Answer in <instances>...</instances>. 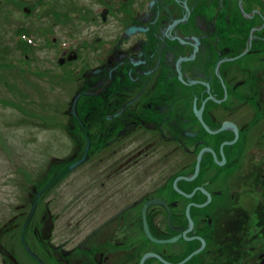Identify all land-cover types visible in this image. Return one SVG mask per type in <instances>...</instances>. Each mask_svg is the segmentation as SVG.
Masks as SVG:
<instances>
[{
    "label": "flooded vegetation",
    "instance_id": "obj_1",
    "mask_svg": "<svg viewBox=\"0 0 264 264\" xmlns=\"http://www.w3.org/2000/svg\"><path fill=\"white\" fill-rule=\"evenodd\" d=\"M90 2L0 264H264V0Z\"/></svg>",
    "mask_w": 264,
    "mask_h": 264
},
{
    "label": "rangeland",
    "instance_id": "obj_2",
    "mask_svg": "<svg viewBox=\"0 0 264 264\" xmlns=\"http://www.w3.org/2000/svg\"><path fill=\"white\" fill-rule=\"evenodd\" d=\"M86 9L99 11L90 0H0V213L23 203L41 181V139L53 138L41 118L52 120L61 95L49 90L55 83L41 77V66L54 56L55 37L72 47L82 41L74 38L86 32ZM42 32L52 37L44 53Z\"/></svg>",
    "mask_w": 264,
    "mask_h": 264
}]
</instances>
